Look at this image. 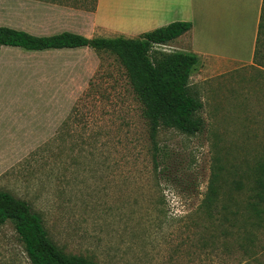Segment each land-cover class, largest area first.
Here are the masks:
<instances>
[{
	"label": "rangeland",
	"instance_id": "rangeland-1",
	"mask_svg": "<svg viewBox=\"0 0 264 264\" xmlns=\"http://www.w3.org/2000/svg\"><path fill=\"white\" fill-rule=\"evenodd\" d=\"M119 1L134 17L164 13L167 24L154 29L191 23L159 49L199 57L189 91L202 103L201 131L160 128L152 141L110 52L1 47L0 191L27 202L66 254L94 264H264V216L243 210L264 180V67L251 62L252 8ZM94 5L0 0V26L94 38ZM0 264H30L10 222L0 225Z\"/></svg>",
	"mask_w": 264,
	"mask_h": 264
},
{
	"label": "trees",
	"instance_id": "trees-1",
	"mask_svg": "<svg viewBox=\"0 0 264 264\" xmlns=\"http://www.w3.org/2000/svg\"><path fill=\"white\" fill-rule=\"evenodd\" d=\"M191 27L190 22H173L132 39L121 36L88 38L68 31L36 36L0 26V48H18L25 52L87 48L114 54L125 69L129 85L142 106L150 138L154 141L160 128L194 135L203 127L198 116L202 103L189 91V81L199 65V57L190 52L159 49L189 32ZM263 36L264 1L253 57L261 67H264L261 61L264 59ZM258 186L255 193L253 191L256 201H248L243 207L245 214L251 213L257 218L264 216V180H260ZM215 197L216 190L212 187L206 197V207L212 206ZM7 222L12 224L30 264H94L85 257L66 254L49 238L41 217L27 202L0 191V225Z\"/></svg>",
	"mask_w": 264,
	"mask_h": 264
},
{
	"label": "crops",
	"instance_id": "crops-1",
	"mask_svg": "<svg viewBox=\"0 0 264 264\" xmlns=\"http://www.w3.org/2000/svg\"><path fill=\"white\" fill-rule=\"evenodd\" d=\"M181 2H185V1H181ZM228 2L230 7L229 10H232V0H225L224 6L225 8H227ZM262 3L263 0H246L245 2L246 10L248 8H252V13L254 15V17H252V20L254 21V28H256L254 43H253L254 49H253L251 62L253 61V57H254V50H255L256 39L258 34V24L260 21ZM217 6H219V0H217ZM129 8H130L129 6L120 2L119 0H97L95 9L92 14V19H93V25L98 33V37L114 38L121 36L124 38H133L139 36L142 33L154 30L155 27H159L164 24H167L164 13L157 14L153 18V20H151L152 18L148 13L149 8L146 10L147 13L143 12L137 17H134L129 12ZM182 11L183 10H181L180 14L182 13ZM180 39L182 38L179 39L177 38L174 41H178ZM188 39L190 38L188 37ZM209 56L211 55H205L204 57H209ZM218 60L223 62V60L217 59V61Z\"/></svg>",
	"mask_w": 264,
	"mask_h": 264
}]
</instances>
